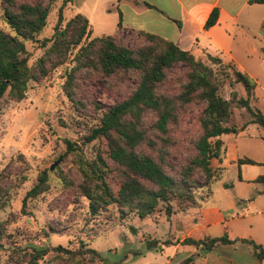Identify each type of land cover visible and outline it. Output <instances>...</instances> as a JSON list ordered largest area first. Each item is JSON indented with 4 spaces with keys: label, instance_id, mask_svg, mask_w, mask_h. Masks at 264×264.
I'll list each match as a JSON object with an SVG mask.
<instances>
[{
    "label": "trees",
    "instance_id": "16d2710c",
    "mask_svg": "<svg viewBox=\"0 0 264 264\" xmlns=\"http://www.w3.org/2000/svg\"><path fill=\"white\" fill-rule=\"evenodd\" d=\"M70 1L64 0L58 8L50 37L38 41L55 0H0V100L4 97L11 102L21 101L30 86L68 62L61 90L78 117H84L88 109L100 110L82 87L83 81L99 79L110 88L125 87L128 94L101 110L98 125L90 128L83 138L84 143L101 140L103 155H97L93 164L87 165L77 184L69 182L68 186L87 201L91 214L113 204L120 216L133 213L144 219L161 206L167 220L175 211L196 206L197 194L203 191L207 194L220 172L210 167V160L219 161L223 155L218 137L236 133L247 124L264 128V114L249 106L254 83L216 58L205 57L213 69L152 34L139 31L133 38L121 40L123 29L119 22L114 34L84 41L89 34L84 16L74 14L62 23V8ZM247 3L264 5V0ZM216 15V10L210 12L205 29L215 24ZM25 43H38L42 49L31 65ZM178 65L185 67L183 74L174 72ZM235 84L241 86L244 98L233 91ZM224 85L230 88L227 98L219 94ZM191 105L201 109L196 118L199 131L197 136L184 138L180 143L179 120ZM233 109H243L249 117L238 128L232 123ZM261 139L264 142V133ZM65 143L68 152L75 151V144ZM239 164L253 163L241 159ZM26 169V163H17L0 171V200L13 183L11 178L24 180ZM103 169L115 175L114 194L103 181ZM58 179L64 181L66 175L59 174ZM47 188V175L42 172L25 193L22 205ZM1 227L0 224V232ZM238 241L248 244L256 259L264 258V248L249 240ZM233 242L223 235L197 241L186 238L181 244L193 246L201 255L217 243ZM156 244L151 241L147 248ZM83 246L78 242L74 249L57 246L36 250L27 264H37L49 251L55 255L42 264H92L100 260L96 251ZM193 257H187L184 263L191 262Z\"/></svg>",
    "mask_w": 264,
    "mask_h": 264
},
{
    "label": "rangeland",
    "instance_id": "374dc122",
    "mask_svg": "<svg viewBox=\"0 0 264 264\" xmlns=\"http://www.w3.org/2000/svg\"><path fill=\"white\" fill-rule=\"evenodd\" d=\"M63 1L55 0L51 5L45 27L37 36L38 41L52 34L56 12ZM117 1L71 0L62 8V23L74 14H80L88 22L89 34L84 41L112 35L119 22ZM260 9H264V6ZM257 14L264 17V10ZM133 37L127 32L121 34V40L124 41ZM24 45L29 55L28 64L31 65L40 56L42 49L38 43ZM203 62L215 69L206 59ZM69 66L70 62L30 86L19 102H11L4 97L0 100V171L6 165L12 168L17 163L27 164L24 180L11 178L13 183L8 187L6 196L0 200V264H27L36 250H51L57 246L74 249L78 242L84 244L83 248L92 249L108 260L116 261L123 254L144 249V242L140 243L139 239H145L146 236L142 237L139 231L149 234L152 229L163 230L162 225L156 228L152 224V221L164 216L161 206L144 219L134 218L133 213L120 216L113 204L91 214L87 209V201L73 187L68 186L69 182L77 184L79 174L86 170L87 165H92L97 155H103L101 140L83 142L87 131L98 125L103 110L128 94L125 87L110 88L99 79L83 81L82 87L100 110L96 112L88 109L84 117H78L61 90L64 71ZM184 70L183 65L174 68L178 74H183ZM245 72L253 74L256 81L264 86L263 66ZM239 89L240 85L233 86L237 96ZM229 91L230 88L224 85L219 94L227 98ZM200 111L199 106L191 105L186 114L180 117L177 131L180 143L184 138L197 136L199 129L196 118ZM248 118L243 109L232 110L233 124L239 125ZM65 141L75 144V151L68 152ZM49 167L52 169L49 170ZM42 172H46L48 188L35 198L26 199L22 205L25 193L36 183L37 176ZM103 173V181L114 194L117 187L114 173L104 169ZM59 174L66 175V179L60 181ZM234 178L235 170L232 169L223 173L222 182L229 188ZM211 185L209 192L215 189ZM171 203L175 206L174 202ZM129 226H135L139 235L124 241ZM54 255L52 251L47 252L37 264L50 260Z\"/></svg>",
    "mask_w": 264,
    "mask_h": 264
},
{
    "label": "crops",
    "instance_id": "0c3cea01",
    "mask_svg": "<svg viewBox=\"0 0 264 264\" xmlns=\"http://www.w3.org/2000/svg\"><path fill=\"white\" fill-rule=\"evenodd\" d=\"M247 1L118 0L117 9L123 33L152 34L173 43L194 59L203 61L210 56L244 73L254 83L249 106L264 114V86L253 74L245 72L264 67V17L257 14L264 10L260 9L264 5ZM212 10H216V22L205 29ZM237 91L238 97L244 98L242 88ZM240 125L236 124L237 128ZM263 133V128L247 124L236 133L220 135L223 155L219 161L210 160L212 169H220L210 184L215 189L207 194L198 193L196 206L175 211L167 220L163 216L152 221L156 228L162 225V231L152 229L149 234L139 231L142 237L146 236L139 239L144 242L142 251L123 254L116 261L97 252L100 260L92 264H185L184 260L194 255L187 264H264V258L256 259L251 247L238 241L249 240L264 248ZM241 159L253 164L237 165ZM232 169L235 178L228 188L222 182L223 173ZM134 227H127L129 233L125 232L124 241L139 235ZM223 235L234 242L217 243L201 255L193 246L181 244L186 238L197 241ZM151 241L157 242L156 246L147 248Z\"/></svg>",
    "mask_w": 264,
    "mask_h": 264
},
{
    "label": "water",
    "instance_id": "95a60500",
    "mask_svg": "<svg viewBox=\"0 0 264 264\" xmlns=\"http://www.w3.org/2000/svg\"><path fill=\"white\" fill-rule=\"evenodd\" d=\"M264 129V128H263ZM52 169V167H49V170H51ZM158 248V247H157Z\"/></svg>",
    "mask_w": 264,
    "mask_h": 264
}]
</instances>
